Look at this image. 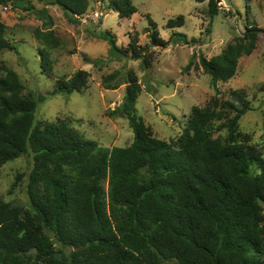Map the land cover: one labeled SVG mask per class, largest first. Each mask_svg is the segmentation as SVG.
Wrapping results in <instances>:
<instances>
[{"label": "trees", "instance_id": "1", "mask_svg": "<svg viewBox=\"0 0 264 264\" xmlns=\"http://www.w3.org/2000/svg\"><path fill=\"white\" fill-rule=\"evenodd\" d=\"M47 2L72 17L88 5V0ZM207 4L215 16L217 1ZM110 7L121 18L137 11L131 0H111ZM40 12L49 18L45 7ZM146 17L150 45L166 46L169 40ZM183 22L179 15L167 27ZM260 31L246 26L219 54L199 56L215 92L217 82L233 77L238 59L255 48ZM5 33L0 21V50L16 51ZM128 34L125 48L113 32L101 36L111 55L148 65L138 33ZM171 35L189 42L183 32ZM87 76L80 69L58 79L51 94L79 90ZM126 77L122 101L110 113L128 120L133 140L106 148L65 120H36L46 98L24 93L17 73L0 64V169L25 153L33 161L27 207L0 199V264H264V157L237 139L239 119L250 108L244 91L194 106L180 136L166 141L136 114L141 85L134 72ZM215 124L225 136H213Z\"/></svg>", "mask_w": 264, "mask_h": 264}, {"label": "rangeland", "instance_id": "2", "mask_svg": "<svg viewBox=\"0 0 264 264\" xmlns=\"http://www.w3.org/2000/svg\"><path fill=\"white\" fill-rule=\"evenodd\" d=\"M47 1L18 0L0 5L5 36L16 47V51L0 50V64L17 73L24 93L31 91L46 98L37 106L36 120H65L106 148L129 145L133 132L128 120L110 111L122 101L125 78L132 71L141 85L136 114L155 137L166 141L180 136L194 106L204 107L213 98L229 99L231 90H243L250 108L239 119L237 139L254 145L264 157V0H216L218 13L213 17L208 13L207 0H131L137 11L127 18L119 17L110 7L111 0H88L85 12L73 17ZM43 7L49 18L41 15ZM147 15L156 23L159 36L169 40L166 46L150 45ZM179 15L183 24L167 27V21ZM246 26L263 31L250 54L238 59L233 77L219 80L215 92L199 56L219 54ZM106 30L114 33L116 44L122 48L128 45V33L136 31L138 44L147 47L143 54L149 64L111 55L101 36ZM173 32L185 33L189 42L171 35ZM80 69L88 76L79 90L68 95L51 94L58 79H68ZM216 124L213 136H225V129L218 130ZM32 163V154L25 153L2 164L1 200L27 207Z\"/></svg>", "mask_w": 264, "mask_h": 264}]
</instances>
